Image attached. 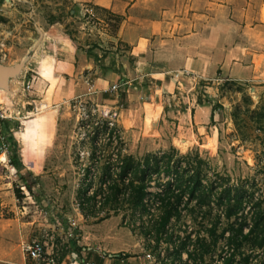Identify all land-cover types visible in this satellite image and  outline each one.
I'll list each match as a JSON object with an SVG mask.
<instances>
[{
  "label": "rangeland",
  "instance_id": "obj_1",
  "mask_svg": "<svg viewBox=\"0 0 264 264\" xmlns=\"http://www.w3.org/2000/svg\"><path fill=\"white\" fill-rule=\"evenodd\" d=\"M216 2L220 4L222 0ZM226 3L225 10L219 5L216 9L218 27L224 19L230 23L224 24L223 30L218 28L215 35L216 68L178 69L164 84L140 72L141 66L132 62V109L131 100L122 99L123 90L83 95L87 90L84 83L70 95L62 92L56 97L61 106L58 105L59 118H55L54 127L45 111L49 108L54 112L52 97L59 84L53 77L55 57L43 55L48 51H44L47 34L40 40L34 39L32 46L30 36L38 37L37 29L53 28L56 34H71L77 40L80 23L70 17L73 3L0 0V63L9 65V58L17 57L16 47L5 44L21 46L20 56L29 49L20 65L14 66L17 72L13 78L7 77L8 86L0 85V102L14 105L16 132L23 131L16 135V141L32 185L30 190L19 172L0 159V264H39L25 255L22 245L46 233L55 235L54 240H49V250L58 254L61 264H71L72 252L82 261L87 252L88 258L97 264H171L167 246L157 247L154 240L143 235L142 225L149 221L146 217L132 214L127 207L116 212L109 205L97 208L95 214L88 212L89 216L82 212L78 193L86 183L85 175L89 171L88 181L96 189L105 164L108 161L115 164L119 155L143 157L171 147L182 154L199 153L204 159V175L211 179L219 174L230 176L232 183L247 186L255 197L264 196V120L258 121L253 113L264 106V0ZM104 15L101 14L107 19ZM2 28L7 32L2 34ZM113 46V41L107 42L99 50L109 55L115 51ZM90 50V55L99 57L93 48ZM225 63L232 65L234 72L222 70L220 67ZM107 67L113 68L112 62ZM28 68L32 70L20 78ZM33 76L31 90H25L23 83L32 81ZM49 78L51 84L45 81ZM79 95L87 99L91 109H96V117L110 119L105 112H111L122 137L120 142L117 137L109 140L106 133H100L95 164L93 127H88L91 119L81 118L73 106ZM151 109L159 113L152 128L147 125ZM53 127L58 140L49 147ZM208 225L207 221H194L186 215L173 220L170 227L182 237L191 234L192 242L198 234L205 235ZM225 225L224 222L219 232ZM225 247V241L221 240L206 256L207 264H221L227 254ZM3 251L9 255L3 256ZM104 253L117 255L101 260ZM182 264H192L187 254Z\"/></svg>",
  "mask_w": 264,
  "mask_h": 264
},
{
  "label": "trees",
  "instance_id": "obj_2",
  "mask_svg": "<svg viewBox=\"0 0 264 264\" xmlns=\"http://www.w3.org/2000/svg\"><path fill=\"white\" fill-rule=\"evenodd\" d=\"M253 113L258 121L264 120V106ZM92 132L95 164L98 162L95 156L100 145L99 134L106 133L111 140L114 130L93 125ZM10 141L13 166L26 187L32 190L18 143L12 136ZM203 160L199 153L182 154L175 147L143 157L119 155L115 164L110 161L105 164L96 189L92 187L93 182L88 181L90 174L87 172L86 183L78 193L79 205L87 216L88 212L95 214L97 208L109 205L116 212L127 207L132 214L146 217L149 221L142 225L143 235L154 240L157 247L167 246L171 264H182L184 254L192 264H207L206 256L221 240L225 241L227 253L221 264H264V196L255 197L247 186L232 183L230 176L219 174L211 179L204 175ZM154 186L157 191L151 190ZM18 193L21 195L20 189ZM186 215L194 221L209 222L205 235L198 234L192 242L191 234L182 237L170 227L173 220ZM224 222L226 225L219 232Z\"/></svg>",
  "mask_w": 264,
  "mask_h": 264
},
{
  "label": "crops",
  "instance_id": "obj_3",
  "mask_svg": "<svg viewBox=\"0 0 264 264\" xmlns=\"http://www.w3.org/2000/svg\"><path fill=\"white\" fill-rule=\"evenodd\" d=\"M227 1L222 0L220 4H217L216 0H71L73 7L80 3L94 5L100 14L108 16L105 19L108 27L106 35L99 38L88 35L81 27L77 40L71 34L64 33L65 36L56 34L53 28L37 29L38 37L30 36L32 46L34 39L40 40L47 34L49 38L44 51L47 49L48 51L43 55L46 58L55 57V63L52 66L53 77L59 84L55 89V97H52L55 102L53 103L54 112L49 108L45 111L49 114L52 125L55 118H59L57 110L58 105L59 108L61 106L56 103V97H59L62 92L70 95L77 90L76 86L84 85L82 74L88 70L91 71L95 85L100 90L123 81V84L119 86V89L124 91L122 99L126 97L127 101L131 100L130 109H132V62L141 66L140 72H145L144 74L164 84L178 69L211 71L216 68L215 35L218 28L223 30L224 24H230L224 19V23L219 24L218 27L216 9L219 5L225 10L228 7ZM115 19L118 21L116 26ZM1 31L2 34L7 32L3 28ZM111 41L115 45L113 46L115 51L109 55H103L99 50L100 47ZM224 41L225 47L226 35ZM230 41L231 39L228 41L231 44ZM5 45L6 47L14 46L17 49V57H10L11 63L8 66L20 65L29 49L20 56L18 52L23 50L21 46L13 43ZM91 48L93 52L98 53L99 57L89 54ZM110 62L113 68L107 67ZM220 68L228 73L231 70L234 72L232 65L227 66L226 63ZM135 69L138 70L139 67ZM28 70L32 69L25 70L20 78H24ZM45 81L50 83L51 79ZM42 101L45 102V100ZM35 102L36 100H34L36 105ZM46 104L45 102L44 105ZM35 108L37 110V105ZM54 127L49 147L58 140L54 137ZM2 255L8 256L9 253L3 251Z\"/></svg>",
  "mask_w": 264,
  "mask_h": 264
},
{
  "label": "built area",
  "instance_id": "obj_4",
  "mask_svg": "<svg viewBox=\"0 0 264 264\" xmlns=\"http://www.w3.org/2000/svg\"><path fill=\"white\" fill-rule=\"evenodd\" d=\"M70 17L73 18L75 22L80 23V27L88 35L98 38L106 35L108 27L107 21L101 16L98 9L94 5L90 3L78 4L77 6L70 9ZM178 74H183V72H178ZM82 76L87 88L83 95H90L98 92H103V94L108 92L115 93L118 92L120 84H123V81H121L111 85L107 89L100 90L96 87L93 75L90 70L83 73ZM33 81H35V76H33L32 81L23 83L24 89L28 91L31 90ZM83 95H79L74 99L73 106L75 111L79 112L78 115L81 116V118H84L85 116V118L87 117V120L91 119L88 122V127H93V125H96L102 128L103 126H106L109 131L114 130L113 138H116V136L119 135V138L117 137V139H122L120 136L119 127L112 118L111 112H105V117H109L110 119H105L101 115L96 117V109H91L89 107V104L86 101L87 99H84ZM13 107V104H7L4 101L0 102V159L3 156L4 160H1L12 167L14 166L12 161V144L10 141V136L16 140V135H18L20 132H23H16L14 120H16L17 117L15 115L16 111L13 109ZM54 238V234L46 233L42 238L37 237L31 241L24 242L22 245L23 252L30 260L39 264H61L59 262L58 254H55L54 251L49 250V240H54ZM116 255L117 254L104 253L101 258L113 259ZM92 259L93 258H88L87 253H84V259L82 261L78 259V254L75 252L71 253V264H97V262Z\"/></svg>",
  "mask_w": 264,
  "mask_h": 264
},
{
  "label": "water",
  "instance_id": "obj_5",
  "mask_svg": "<svg viewBox=\"0 0 264 264\" xmlns=\"http://www.w3.org/2000/svg\"><path fill=\"white\" fill-rule=\"evenodd\" d=\"M16 72L17 69L15 67H8V65L0 63V85L8 86L7 77L13 78L12 76L15 75Z\"/></svg>",
  "mask_w": 264,
  "mask_h": 264
},
{
  "label": "bare ground",
  "instance_id": "obj_6",
  "mask_svg": "<svg viewBox=\"0 0 264 264\" xmlns=\"http://www.w3.org/2000/svg\"><path fill=\"white\" fill-rule=\"evenodd\" d=\"M36 45H38V43ZM32 51H34V48H33ZM158 114L159 113H158V111L156 109H151V110L148 111V115H147V125H148V127H151V128L155 127V125L157 123V119H158ZM1 159L4 160V157L2 156Z\"/></svg>",
  "mask_w": 264,
  "mask_h": 264
}]
</instances>
